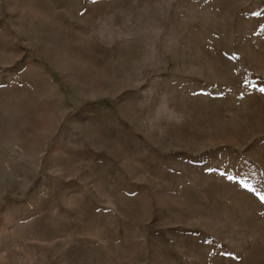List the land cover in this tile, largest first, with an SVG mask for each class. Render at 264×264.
<instances>
[{
    "label": "rangeland",
    "instance_id": "rangeland-1",
    "mask_svg": "<svg viewBox=\"0 0 264 264\" xmlns=\"http://www.w3.org/2000/svg\"><path fill=\"white\" fill-rule=\"evenodd\" d=\"M261 89L264 0H0V264H264Z\"/></svg>",
    "mask_w": 264,
    "mask_h": 264
},
{
    "label": "snow or ice",
    "instance_id": "snow-or-ice-1",
    "mask_svg": "<svg viewBox=\"0 0 264 264\" xmlns=\"http://www.w3.org/2000/svg\"><path fill=\"white\" fill-rule=\"evenodd\" d=\"M261 91H264V89H261ZM245 187H247V185H245Z\"/></svg>",
    "mask_w": 264,
    "mask_h": 264
}]
</instances>
